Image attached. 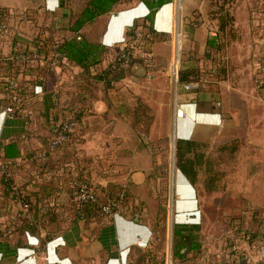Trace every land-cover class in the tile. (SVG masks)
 <instances>
[{
	"label": "rangeland",
	"instance_id": "obj_1",
	"mask_svg": "<svg viewBox=\"0 0 264 264\" xmlns=\"http://www.w3.org/2000/svg\"><path fill=\"white\" fill-rule=\"evenodd\" d=\"M85 1L63 0L70 12L68 20L59 26L56 36L49 34L47 37H40L32 46V50H28L32 61L29 67L34 70L38 63L46 60L45 65H42V70L49 80L48 85L52 91H55L58 85L63 91H72L76 96L84 89H87L91 97H98L99 92L107 96L112 93L116 104L122 102L126 106L124 112L127 114L134 137L140 143V147L150 153L152 166L148 171V177L141 193L118 182L119 169L116 168L117 164L109 158L108 152H105L106 149L81 148L84 141H103L109 137V133L106 132L108 128L105 125L93 118L92 109L87 112L90 117L88 119L90 126H84L80 120L81 116L78 117L82 112L79 111L81 106L78 105L76 98H73L74 101L65 100L68 104L64 106L67 107V111L57 114L58 121L55 126L60 127L66 121L72 120L74 121L72 129L75 128L72 132L73 149L57 151V155L67 153L62 166L73 167L71 161L75 159L79 163L77 169L83 170L93 185L104 188L125 187L127 192L122 203V207L125 208L124 217L130 219L131 213L137 209L136 218L152 231L150 239L152 247L158 253L157 260H162V264H260L262 261L259 247L264 243V225L262 224V219H264V162L262 160L264 154L261 143L258 140L254 141L253 138L244 137L239 142V147H241L235 153L217 152L215 148H212L210 153L213 168L220 174L219 180L213 182L216 189L209 191L204 188L203 184L199 183L194 186L186 179L184 182L189 186L191 194L184 196L178 186L183 181L181 179L183 174L175 165L176 138L173 132V114L177 94L181 89L178 80L174 78L175 72L177 71L178 76L180 69L186 65H192L191 67L197 73L194 76L196 80L188 82V84H196L189 90L194 91L199 86L206 87L208 83L214 84V81L226 80L225 85L247 90L255 86L256 91L261 93L264 82L260 80L264 78L259 75L263 72L262 67L264 68L263 61H261L263 58L261 55L256 56L259 58V67L255 68L256 65L252 60L253 53L252 50L249 52L248 47L250 45L252 47V44L262 45L264 34L261 31L249 33L247 26L240 27L238 32L232 33L233 22L231 21L227 26V34L218 36L221 48L218 50L207 48L205 42L204 49L200 52L194 50L199 41L196 38L198 36H191V33L185 31V23L191 27L195 26L192 21L178 19L169 34H161L152 39L145 34L148 23L140 18L138 21L140 28L136 36H125V32L131 26L124 30L122 43H125L124 48L127 46L132 48L131 54L135 59L134 62L125 66L126 78L120 82H118L119 79L111 81L108 87L104 83L94 81H89L86 85L84 81H80L81 75L79 76L78 72L73 73V67L68 65L65 59H62L64 63L62 60L51 59L50 51L47 58H44L42 52L36 51L40 40L49 46L54 41L58 43V40L73 35V33L69 35L68 30L71 18L80 12ZM36 2L37 9L47 8L46 0H36ZM239 6V4L229 5L228 8L232 13L237 11ZM5 8L7 16L4 17L5 23H3L7 24L9 31H17L20 17L31 16L33 18L34 15L33 11H21L22 8ZM246 9V5L240 6L241 11H246ZM119 12L120 6L116 5L110 13L98 17L87 27L82 28L78 35H84L102 45L104 30L113 20L112 15ZM50 17L46 13L44 22L40 23L41 27H50L48 25ZM246 22L244 20V25ZM8 37L10 36L5 34L3 39ZM102 46L106 49L103 55L111 54L112 60L114 54L123 49L114 51L118 49L117 44ZM113 47H115L114 50ZM257 53L258 51L255 55ZM102 65L94 66L92 72L101 73L105 69ZM132 67H134L133 74L137 76L135 80L128 75ZM56 70L64 72L73 82L70 83L68 80V82L59 83L56 81ZM36 76L38 74L34 70L32 79ZM18 85H20L19 80ZM37 89L38 92L41 91L39 87L35 88V91ZM114 102L110 101V103ZM168 102L172 106L169 114ZM26 107L20 113L25 115L40 111L39 107L28 103ZM72 107H76V110L74 111ZM90 107L89 105V110ZM1 114L7 117L4 111ZM30 143L32 147L37 146L35 140H31ZM87 150L89 153H86ZM60 171L62 172L58 175L55 172L54 178L67 180L69 178L67 171ZM52 186L59 185L54 182ZM67 197L72 202L78 198L72 193L69 196L59 197V200ZM188 199L194 204L192 208H177L180 202ZM13 209L15 213L16 208ZM181 215H183L182 218H180ZM5 217H1L0 220L4 221ZM53 228L54 226H50L47 230L50 231ZM179 228H191V234L196 235L200 241V248L199 251L188 253L184 258L173 259V230ZM23 237L24 233L14 232L12 229L8 239L13 242L16 239H24Z\"/></svg>",
	"mask_w": 264,
	"mask_h": 264
},
{
	"label": "crops",
	"instance_id": "obj_2",
	"mask_svg": "<svg viewBox=\"0 0 264 264\" xmlns=\"http://www.w3.org/2000/svg\"><path fill=\"white\" fill-rule=\"evenodd\" d=\"M148 1L154 2L155 0ZM46 2L47 8L40 7L37 9L36 0H0V7L22 8L21 11L27 10L34 13L33 18L31 16L20 17V29L17 28L14 34L9 35L10 37L6 39L0 37L1 55L7 56L18 47L27 53L23 60L28 66L26 72L23 75H21L22 73H15V76L9 74L11 76L4 77V81L9 82L14 79L15 85H18V79L19 81L22 80V76L25 79L31 78L35 69L29 67L32 61L28 50H32V46L36 44L38 38L47 37L49 34L56 36L59 32V26L68 20L70 12L63 0H46ZM57 3L58 5H56ZM237 4L246 5L247 9L241 11L239 6L237 11L231 13L233 21L231 32H238L240 27L245 28L247 26L249 33L261 31L264 34V0L231 1V5ZM117 6H120V12L112 15L113 20L104 30L105 33L101 41L102 45L106 46L117 44L118 49L112 48L114 51L124 48L125 43L122 41H124L125 28L132 26L134 20L143 18L149 13V8L144 0H120ZM53 7L55 8L52 9ZM210 7L211 0H170L157 9L154 16V30L159 35L169 34L178 19L187 22L192 21L195 26L191 27L185 23V31L191 33V36H198L196 38L199 41L194 50L201 52L208 36L216 33L219 35L227 34L226 25L224 29L219 30L217 24L219 14L217 18L216 14L211 12L212 7ZM46 13L51 16L48 22L49 28L41 27L40 24L44 22ZM244 20L247 21L245 25ZM69 35H72V32L69 31ZM9 38L11 39L9 40ZM248 50L249 52L252 50L255 68L259 67V58H256L258 55L262 56L261 61L264 65V43L260 46L252 44ZM257 51L258 53L255 55ZM147 53L149 54V52ZM112 58L111 54L103 56L98 66L103 64L102 68L106 67ZM45 61L38 64L43 65ZM68 65L73 67V73L79 72L72 64L69 63ZM262 69L263 72L259 76L264 78V68L262 67ZM133 72L134 67L130 69L128 75L135 80L137 76ZM56 74V81L59 83L68 82V80L70 83L73 82L62 71L56 70ZM76 78L78 79V77ZM125 78L126 75L118 82ZM2 79L0 77V80ZM79 79L84 81L86 85L89 81L102 83L101 80L90 77L81 76ZM225 81H214V84L208 83L206 87L199 86L194 91L186 90L185 84L180 87L174 104V137L206 144H221L232 140L240 142L244 137H248L261 143L264 154V87L259 93L255 86L247 90L237 86L225 85ZM261 81L264 82V80ZM48 82L44 91L38 92L37 89L30 98L34 103L31 106L39 107L40 111L28 113L31 115L29 118H38V120L45 122L51 121L55 115L67 111V107H64L68 106L65 100L74 101L73 98H76L78 105L81 106L79 111L82 112L78 117L81 116L80 120L84 126H90V121H88L90 117H88L87 112L92 109L93 118L105 125L108 128L106 132L109 133V137L103 141H84L81 148L106 149L105 152H108L109 158L117 164L116 168L119 169L117 172L118 182L141 193L148 177V171L152 166V157L145 148L140 147V143L135 139L127 114L124 112L126 109L124 103L116 104L112 93L107 96L99 92L98 97H91L87 89L82 90L80 94L77 93L76 96L72 91H63L56 85L55 92L51 90ZM190 85L193 87L196 84L190 83ZM31 89L32 87L28 86L27 92H31ZM1 96L2 94H0ZM109 100L114 103H110ZM89 105L91 106L90 110ZM72 108L74 111L76 110V107ZM171 108L172 106L168 102V114L171 113ZM1 113L2 111L0 112L1 143L16 134L24 133L29 126L27 124L29 122L22 115L7 116L6 114L7 117H3ZM31 140L37 141L34 137ZM30 141L31 148H37L40 145L37 141V146L32 147ZM86 153H89V150ZM262 160L264 162V156ZM71 164L74 165L72 161ZM60 170H63L62 166L56 171L57 175L62 172ZM183 178L181 177L183 181L178 186L182 195L189 196L191 194L190 188L184 182L186 180L184 175ZM193 206V202L188 199L180 202L177 208H192ZM13 208H16L15 213L17 212L18 207L12 203L8 208L9 215L4 214V208H0V218L6 216V219L0 220V222H9V219L15 217ZM182 217L183 215L180 218ZM50 226H54V228L50 231L40 228L35 234H30L24 230V239H16L13 242L10 239H0V264H128L127 256L131 247L144 248L149 243L152 244L150 240L152 231L148 226L119 214L114 215L110 220H98L87 226L81 220L73 224L67 222L59 225V227L56 223H52ZM47 233H49L48 236Z\"/></svg>",
	"mask_w": 264,
	"mask_h": 264
},
{
	"label": "trees",
	"instance_id": "obj_3",
	"mask_svg": "<svg viewBox=\"0 0 264 264\" xmlns=\"http://www.w3.org/2000/svg\"><path fill=\"white\" fill-rule=\"evenodd\" d=\"M170 0H155L149 2L144 0L149 13L141 20L148 23L145 34L152 39L159 34L154 30V16L159 7ZM232 0H211V12L215 13L219 30L224 29L231 23L232 15L229 11V5ZM120 0H86L79 13L71 18L68 30L73 33L72 36L52 42L49 46L43 40L37 44L36 51L42 52L44 58H47L49 51L51 59L61 61L65 59L68 63L76 67L78 75L101 80L105 86H110V82L124 77L125 66L134 62L132 48L125 47L117 51L114 59L101 71V73H91V68L98 65L106 49L97 41L90 40L84 35H78L82 28L87 27L98 17L110 13ZM215 8V9H214ZM6 8L0 7V14L5 17ZM139 19L134 20L133 25L125 32L126 37H134L139 32ZM233 22V21H232ZM227 30V29H226ZM219 34L211 35L206 39V47L218 50L221 48L218 42ZM44 46H43V45ZM47 46V49H45ZM27 53L15 48L12 52L3 56L0 54V112L5 111L7 116H24L29 126L24 133L16 134L7 141L0 140V208H4V214L9 215V207L13 203L18 207L15 217L9 219V222H0V239H8L11 230H24L35 234L38 230L46 229L56 223H75L83 221L87 226L91 222L106 219L110 220L115 213L125 216L121 193L127 192L125 187H97L88 179L83 170H78V162L73 159V167L65 168L66 154L57 155V151L73 149L72 132H67L65 139L56 145L52 143L58 139L59 126H55L58 121V115L51 118V121L45 122L38 118L29 117L31 115L20 113L22 109L27 108L26 104H34L30 99L34 94L35 88L40 87L42 91L46 88V74L43 72V66L38 64L34 67L38 76L34 79H25L22 76L20 85L13 86L14 79L9 82L4 81V77L9 74L23 75L28 66L25 61ZM132 56V57H131ZM132 58V61H131ZM45 65V64H44ZM192 65L180 69L178 72V82L180 86L188 82L195 81L197 74ZM11 76V75H9ZM19 80V79H18ZM12 82V83H10ZM28 86L32 87L31 92H27ZM34 137L38 142L37 148H31L29 141ZM215 148L217 152L235 153L239 149L238 140H232L226 143L206 144L190 139H176L175 141V165L184 175L190 184L196 186L201 183L209 191L216 189L215 180H219L220 174L213 168L212 156L210 150ZM62 166L67 171L69 178L55 179V172ZM50 177V178H49ZM59 186L53 187V183ZM85 182L93 192L94 200L82 201L77 198L75 201H69L68 197L59 200V197L65 194H76L75 183ZM124 188V189H123ZM70 193V194H69ZM106 209L109 213H106ZM135 209L131 214L130 220L140 222L135 218ZM109 214V215H108ZM142 223V222H141ZM264 225V219H262ZM48 231V230H47ZM49 233H47V236ZM196 235L191 234V228H179L173 230L172 239V257L184 258L188 253L199 251L200 244ZM158 253L149 243L145 248L131 247L127 256L128 264H162V260H157ZM158 262V263H157Z\"/></svg>",
	"mask_w": 264,
	"mask_h": 264
},
{
	"label": "built area",
	"instance_id": "obj_4",
	"mask_svg": "<svg viewBox=\"0 0 264 264\" xmlns=\"http://www.w3.org/2000/svg\"><path fill=\"white\" fill-rule=\"evenodd\" d=\"M4 17L0 14V37H3L5 34L6 35H12L15 33V30L13 31H9V29L7 28V24H4ZM175 80H178V76H177V71L175 72ZM12 83V82H10ZM13 84V83H12ZM13 86H15L13 84ZM184 88L186 90L191 89V85L190 84H185ZM72 125H74V121H66L65 123H63L60 127H59V133H58V139L55 140L52 145H56L58 142L63 141L65 139V135L67 132L72 130ZM76 185H74L76 188V194L77 197L79 199H81L82 201H87V200H94V195L93 192L91 190L90 187H88V185L83 182V183H75ZM126 192L123 191L121 193V197L122 199L125 197ZM106 213H109V210L106 209ZM109 215V214H108ZM114 215H117V213H115ZM137 217V215L135 214V218ZM260 249V253H261V263L260 264H264V243H262V245H260L259 247Z\"/></svg>",
	"mask_w": 264,
	"mask_h": 264
},
{
	"label": "water",
	"instance_id": "obj_5",
	"mask_svg": "<svg viewBox=\"0 0 264 264\" xmlns=\"http://www.w3.org/2000/svg\"><path fill=\"white\" fill-rule=\"evenodd\" d=\"M180 172V171H179ZM181 173V172H180Z\"/></svg>",
	"mask_w": 264,
	"mask_h": 264
}]
</instances>
